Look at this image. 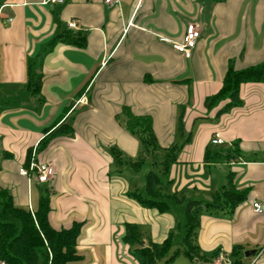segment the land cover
Returning <instances> with one entry per match:
<instances>
[{
	"label": "crops",
	"instance_id": "1",
	"mask_svg": "<svg viewBox=\"0 0 264 264\" xmlns=\"http://www.w3.org/2000/svg\"><path fill=\"white\" fill-rule=\"evenodd\" d=\"M46 1L0 0V188L33 213L49 193L48 219L55 230L82 224L81 258L69 264H142L124 242L125 225L143 226L151 215L167 217L170 207L165 213L144 207L131 196L136 191L114 187L111 169L118 167L110 147L133 159L139 151L137 139L116 116L125 107L151 116L163 149L175 140L182 105L187 132L194 133L198 119H215L219 108L207 114L204 101L221 89L229 61L237 70L264 62V0ZM72 21L78 26L73 31L88 33L86 48L55 43L72 30ZM190 24L200 39L186 58L162 39L182 41ZM30 70L41 78L37 92L26 88ZM86 85L88 104L78 105L68 119L74 133L54 139L39 154L33 151L30 163L52 164L49 181L21 175L20 169L30 166L28 150L80 99ZM240 98L241 105L218 122L197 128L167 179L166 193H194L191 201H202L196 194L213 191L210 168L224 166V183L233 173L236 187L249 191L234 213L202 211L197 232L202 254L195 262L186 258L189 264H233L235 246L242 248V264H264V84H242ZM215 137L223 140V151L239 143L236 161H206ZM126 193L133 203H126ZM254 203L261 204L262 213L255 212ZM172 229L171 223L158 233L153 229L151 240L163 243Z\"/></svg>",
	"mask_w": 264,
	"mask_h": 264
},
{
	"label": "trees",
	"instance_id": "2",
	"mask_svg": "<svg viewBox=\"0 0 264 264\" xmlns=\"http://www.w3.org/2000/svg\"><path fill=\"white\" fill-rule=\"evenodd\" d=\"M87 32L65 31L57 36L55 43H63L78 48H86ZM152 81V80H146ZM246 83L264 84V62L237 70L235 61L230 60L224 76L222 87L218 93L209 96L204 101L208 112L217 110L216 117L228 113L231 109L241 105L240 88ZM41 78H36L29 72V82L26 88L39 91ZM86 85L78 94L81 98L87 92ZM190 91V98H191ZM75 103L65 108L58 119L45 131V135L36 148H30L27 153V167L30 165L33 151L37 154L45 150L56 138L69 137L74 133L69 117L74 111ZM221 106V107H220ZM186 106L179 108L177 127L173 144L163 149L154 131V121L151 116L135 115L128 107L123 109L122 116L116 120L124 125L126 130L134 136L139 143L138 155L135 159L127 157L118 147H110L108 153L113 158L119 171L129 168L139 173L147 160H150L151 169L146 175V197L139 192L131 196L142 206L157 209L161 213L169 210V200L184 204L183 195L168 194L165 191L167 179L171 168L177 163L182 148L193 139V133L187 132L184 126ZM214 146V145H211ZM163 152V155L161 154ZM240 153L239 143L233 144L232 151L213 150L207 148L205 159L208 163H231L236 161ZM248 190H239L234 183V174L230 173L227 182L217 191L210 202L189 201L186 204V233L181 246L174 250L173 235L171 234L163 243H154L137 224H126L124 242L141 256L142 264H172L177 258L185 257L195 262L201 257V250L197 244V232L200 226V214L208 211L212 215L229 212L236 209L248 198ZM50 195L46 193L39 200L38 209L33 213L29 209L14 204L12 194L0 188V261L5 264H69L78 261L81 256L78 250V239L82 224L74 223L70 229L55 230L49 223ZM144 241H147L145 246ZM241 246H235L232 256L233 264H242L240 260ZM216 252L214 256H218Z\"/></svg>",
	"mask_w": 264,
	"mask_h": 264
},
{
	"label": "rangeland",
	"instance_id": "3",
	"mask_svg": "<svg viewBox=\"0 0 264 264\" xmlns=\"http://www.w3.org/2000/svg\"><path fill=\"white\" fill-rule=\"evenodd\" d=\"M187 108V107H186ZM186 113V112H185ZM206 113H210L206 110ZM217 114V113H216ZM218 119L215 115V119H198L194 125L193 132L197 130V128L201 124H215L218 122ZM193 133V134H194ZM212 141V140H211ZM208 144V146H211L212 143ZM213 150L217 151L220 149L225 148L226 146L217 145V146H211ZM163 155V152L161 153ZM212 168V169H211ZM209 171H211V175L213 177V191L211 193H206L205 191L199 194H196L199 199H201L204 202H210L212 200L213 195L220 189V187L225 184L223 180L224 175L226 172V167L224 166H217V167H211ZM151 169V163L150 160H147L145 164L143 165L142 170L139 173L132 172L129 168H125L122 171H119L118 168H115V165L111 169L112 176L115 177L114 179V187L117 189H122L125 191H137L142 194V196L146 197V191H145V184H146V175ZM221 179L223 182H221ZM227 179V178H226ZM215 180V183H214ZM221 182V183H220ZM136 190H130L135 189ZM127 194V193H126ZM194 193H186V203L184 205L175 203L171 200L167 201L168 205L170 207V211L167 213V217H161V218H154L152 215L150 216V221L147 222L145 225H143V231L147 234L148 237H152V231L156 228V233L160 228L165 227L168 223H171L173 225V229L171 230V233L173 234V241H174V250H176L178 247L181 246V243L185 237V228H186V204L192 200ZM124 199L127 201L126 203H133L134 200L132 197H129L127 194L124 196ZM127 211V208L124 210ZM167 218V219H166ZM147 245V242L144 244ZM135 260L142 263V258L140 255L134 252ZM209 253L207 254V256ZM165 261H160L158 264H164ZM173 264H189V261L184 257H179L175 263Z\"/></svg>",
	"mask_w": 264,
	"mask_h": 264
},
{
	"label": "built area",
	"instance_id": "4",
	"mask_svg": "<svg viewBox=\"0 0 264 264\" xmlns=\"http://www.w3.org/2000/svg\"><path fill=\"white\" fill-rule=\"evenodd\" d=\"M46 2L55 5H64L66 0H47ZM105 3L118 4L119 0H105ZM77 27L78 26L74 21L68 24L69 29L76 30ZM199 39H200V32L196 29V26L190 24L186 28V32L182 38V41L176 42V41H170L168 39H162V41L170 43L177 52L184 55L186 58H189L192 50L197 46ZM87 92L75 103L74 108H76L78 105L81 104L82 105L88 104ZM211 143L212 145L217 146L223 144V140L219 137H215L212 139ZM20 174L24 176H30L34 174L37 176V179L40 183H47L49 181V178L53 174V166L49 162L37 163L35 161H32L30 163L29 169L26 168L20 169ZM253 207L255 209V212L257 213L263 212L261 204L254 203ZM263 250H264V246H263ZM0 264H5V263L0 261Z\"/></svg>",
	"mask_w": 264,
	"mask_h": 264
},
{
	"label": "water",
	"instance_id": "5",
	"mask_svg": "<svg viewBox=\"0 0 264 264\" xmlns=\"http://www.w3.org/2000/svg\"><path fill=\"white\" fill-rule=\"evenodd\" d=\"M254 252H252L251 254H253ZM247 255H250L249 253Z\"/></svg>",
	"mask_w": 264,
	"mask_h": 264
}]
</instances>
